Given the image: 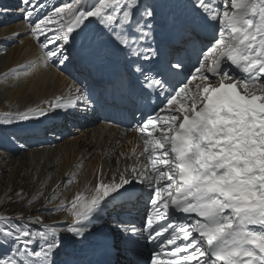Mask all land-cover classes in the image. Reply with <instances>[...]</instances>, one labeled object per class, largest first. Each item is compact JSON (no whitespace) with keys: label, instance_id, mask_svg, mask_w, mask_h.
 I'll return each instance as SVG.
<instances>
[{"label":"snow or ice","instance_id":"snow-or-ice-1","mask_svg":"<svg viewBox=\"0 0 264 264\" xmlns=\"http://www.w3.org/2000/svg\"><path fill=\"white\" fill-rule=\"evenodd\" d=\"M20 3L30 23L45 7L40 0ZM193 7L215 26L192 74L201 83L194 90L191 82L172 89L166 97V118L156 113L141 121L140 156L146 163L125 169L118 181L96 185L87 197L78 193L68 209L72 223L64 231L83 236L84 222L103 209L106 198L115 199L113 193L138 181L151 192L154 211L146 221L148 237L158 246H173L168 259H160L157 252L151 264H264V0H193ZM153 16L141 0H64L31 31L39 40L45 28L58 24L55 40L62 43L45 58L57 57L58 49L63 63L64 46L92 18L118 45L132 55L142 51L148 60L156 50L140 49L139 42L151 36L147 20ZM53 42L46 36L41 47ZM170 66L182 68L179 62ZM135 70L144 75L140 67ZM144 81L149 88L168 91L163 80L144 75ZM77 92L75 100L62 103L57 98L50 107L66 108L86 99L82 90ZM33 112L43 115L46 109H29L17 118L26 120ZM171 212L195 218L174 226ZM15 220L0 215V241L15 246L0 264H55L53 255L61 245L58 229L45 225L33 231ZM143 231L132 229L133 234ZM37 241L40 250L34 251L30 246Z\"/></svg>","mask_w":264,"mask_h":264},{"label":"bare ground","instance_id":"bare-ground-1","mask_svg":"<svg viewBox=\"0 0 264 264\" xmlns=\"http://www.w3.org/2000/svg\"><path fill=\"white\" fill-rule=\"evenodd\" d=\"M2 10H4L1 11L2 13L6 12L5 8ZM159 13L165 15L166 19L174 18L171 13H165L163 10ZM185 17L188 18L186 24L196 23L190 15ZM27 29L30 27L22 21L11 22L5 26L0 25V41H5L0 43V124H5L11 130L18 125H28L29 137L40 133L43 125L61 122L63 119L69 121L71 118L72 120L78 118V115H61L59 110L65 108L50 107L52 103L57 102V98H60L62 103L75 100L78 88L63 74L61 65L46 62L45 55L40 51L38 44L29 35L24 34ZM209 31L212 35L215 34L212 28ZM208 40V37L204 35L199 47L204 42L212 41V39ZM2 45L4 46L1 50ZM192 49L198 50L194 45ZM204 49L206 48L203 47L201 51ZM102 55L99 50L98 58ZM189 56L196 58L197 54ZM29 64L32 65L31 68H27ZM83 82H86V79H83ZM99 87L103 89L106 85L100 82ZM70 91H72L71 97L68 96ZM29 109H46V112L43 115L30 113L26 120L17 118L18 113L27 112ZM70 130V133L62 135L60 139L55 137L47 140L49 144L26 149L27 152L16 159L13 153L0 150V179L4 183L8 181L7 183L11 184V180L7 177L10 175L12 179L15 176L14 182H17L19 190L17 193L21 195L18 196L16 193L13 197L17 199L30 196L28 211H37L31 214L34 218L30 223L43 228L45 225L42 221H44L46 225L58 229L61 245L55 251L53 259L58 258L59 255L69 257L70 249L78 239L61 231L72 223L73 217L68 209L74 197L78 193L87 197L96 185L118 181L120 174H127L125 169L130 171L134 166L139 167L141 161L146 163L145 157L140 156V152L143 151L142 143L132 132L123 133L116 126L103 123ZM22 144L11 150L25 151ZM70 177L74 178L73 180L71 178V183H68ZM3 182L0 181V188ZM139 185L141 184L137 181L132 186L126 185L125 189L130 190ZM141 186L143 191V185ZM17 187L8 190L13 193ZM125 189L119 190V194L113 193L112 196H115V199L111 196L106 198L103 208H106L107 203L119 200L123 194H126ZM4 193L8 195L9 191L7 193L6 190ZM113 209L115 208L109 210ZM94 216L101 220V223L105 221V217L98 213ZM37 218L40 219V223H36ZM101 223L100 225L106 224V222ZM84 226L87 230L85 223ZM30 247L34 251H39V241ZM11 254L12 251L6 253L4 258Z\"/></svg>","mask_w":264,"mask_h":264},{"label":"rangeland","instance_id":"rangeland-1","mask_svg":"<svg viewBox=\"0 0 264 264\" xmlns=\"http://www.w3.org/2000/svg\"><path fill=\"white\" fill-rule=\"evenodd\" d=\"M71 92L72 91H70L68 93L69 97H71ZM52 136H54V135H50V133H47L45 136L41 137V141L43 144L42 143L40 144L39 142H34L29 147L24 148L25 151L11 150L10 148L5 147V144L2 143L3 140L0 139V150L13 153V157L16 159V158H19L20 156L24 155L28 149H30V148L33 149V148L37 147L36 146L37 143H38V145H45L47 140H49V137H52ZM28 174H30V172ZM14 178H15V176L11 179V176L8 175L7 179L11 180V184H8L7 183L8 181H5V183H4L3 180L0 179V181L3 182L1 184V188H0V215H4V216H8V217H14V218H16L15 223L17 225L24 223L27 225V227L29 229H31L33 231H35V229L43 230V228L37 227V224H36V226H34L33 224L30 223V221L33 222V218H34V217H32L31 214L37 213V211H32V212L28 211L29 206H30L29 203L31 202L30 196L19 197L17 199H15L16 197H13L19 191L18 187H17V182H14ZM71 178L73 180L74 177H70L68 180V183H71L70 182ZM18 183H19V185H21V181H19ZM6 184H7V186H6ZM13 187H17V188L15 189V191L13 193H11V190ZM4 188H6V189L4 190ZM10 188H11V190H8ZM6 190H7V193L9 191L8 195L4 193V191H6ZM3 194H4V197H3ZM20 218H23V219H20ZM42 222L44 225H46V223L44 221H42ZM29 224H31L33 226H31ZM34 227H35V229H33ZM64 229L65 228H63L61 231L66 232V231H64ZM4 249H6V245H3V242L0 241V251H3Z\"/></svg>","mask_w":264,"mask_h":264}]
</instances>
